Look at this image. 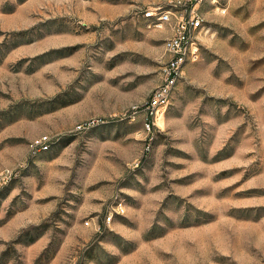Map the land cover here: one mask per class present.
Wrapping results in <instances>:
<instances>
[{
    "label": "rangeland",
    "instance_id": "1",
    "mask_svg": "<svg viewBox=\"0 0 264 264\" xmlns=\"http://www.w3.org/2000/svg\"><path fill=\"white\" fill-rule=\"evenodd\" d=\"M146 6L0 0V170L19 171L0 189V264L259 262L264 0L203 2L198 58L149 128L167 56Z\"/></svg>",
    "mask_w": 264,
    "mask_h": 264
},
{
    "label": "built area",
    "instance_id": "2",
    "mask_svg": "<svg viewBox=\"0 0 264 264\" xmlns=\"http://www.w3.org/2000/svg\"><path fill=\"white\" fill-rule=\"evenodd\" d=\"M204 1L159 0L140 10L148 26L161 30L167 26L171 31L163 41L167 59L161 68L162 82L152 90L144 105L148 128L153 124L158 112L169 104L174 86L182 78L184 66L198 58V37L204 26L200 8ZM49 148L50 138L47 135L39 136L30 143L32 153L45 152ZM18 172L17 168L1 169L0 189L15 178ZM114 211L117 214L124 212L121 200L116 201L115 208L107 212L104 217L105 223H110Z\"/></svg>",
    "mask_w": 264,
    "mask_h": 264
},
{
    "label": "crops",
    "instance_id": "3",
    "mask_svg": "<svg viewBox=\"0 0 264 264\" xmlns=\"http://www.w3.org/2000/svg\"><path fill=\"white\" fill-rule=\"evenodd\" d=\"M134 1H136V2H141V3H147V5H153V4H155V3H157L159 0H134ZM84 21H85V19H83ZM82 20V23H84V21ZM162 32L167 36V35H169L170 34V28L169 27H165L164 29H162ZM244 222H250V221H252V220H250V219H244L243 220ZM261 235H263V237H264V231H263V233L261 234ZM263 241H264V238L262 239ZM257 259H258V263H254V264H264V252H262V253H257Z\"/></svg>",
    "mask_w": 264,
    "mask_h": 264
}]
</instances>
